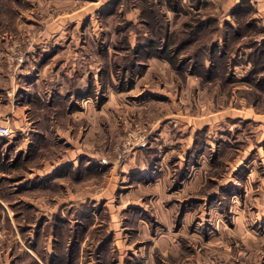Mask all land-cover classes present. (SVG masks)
I'll return each mask as SVG.
<instances>
[{
  "label": "rangeland",
  "instance_id": "1",
  "mask_svg": "<svg viewBox=\"0 0 264 264\" xmlns=\"http://www.w3.org/2000/svg\"><path fill=\"white\" fill-rule=\"evenodd\" d=\"M10 2L0 264H264V0Z\"/></svg>",
  "mask_w": 264,
  "mask_h": 264
},
{
  "label": "crops",
  "instance_id": "2",
  "mask_svg": "<svg viewBox=\"0 0 264 264\" xmlns=\"http://www.w3.org/2000/svg\"><path fill=\"white\" fill-rule=\"evenodd\" d=\"M5 1L6 0H0V6ZM3 15H4V13L2 15H0V22L5 23V17ZM4 37H5L4 34L0 32V49L3 47L2 44H4V41H5ZM2 66H3V63H2L1 58H0V90H1V92H0V102H1L0 105L4 106V107L6 105H8V107H10L11 110H9L7 112V114L8 113L12 114L11 118H7V120L4 119L2 123L8 125L10 127V129L12 130V132L21 131L24 134H27L26 137H24V145L23 146H29V144L31 142L29 136L31 135V132H33V130H32L33 126L29 125V124H31V122L28 121V118H27V115H26V113H29V111L22 104H20V103L19 104H15L14 103L15 101L12 100V98H11L13 96H10V98L7 96L8 93H10V92H12V95L16 93V86L9 85V81L7 80V77H6L7 74L5 73V70L3 71L4 68ZM18 87H19V85H18ZM85 87H88L87 84H85ZM86 89H88V88H86ZM21 94L22 93H20V95ZM5 95H6V97H5ZM17 99H19L18 101L20 102V99H22V96L18 95ZM84 102L85 103L88 102V99H85ZM9 105H11V106H9ZM82 107H83V105H82ZM13 111H16L15 114L13 113ZM39 131H41V130H39ZM72 150L74 151V149H72ZM71 159H73V158H71ZM76 161L77 160H75V162ZM66 163H67L66 160H62V161L57 162L56 164L54 163L55 164L54 166L55 167H57V166L61 167V166L65 165ZM55 179H57V178L54 177V180ZM44 195L46 196V193ZM47 196H49V194ZM214 209L215 208H213V210L211 211L212 215L215 214V210ZM144 227H145V225H144ZM145 230H146V227H145Z\"/></svg>",
  "mask_w": 264,
  "mask_h": 264
},
{
  "label": "trees",
  "instance_id": "3",
  "mask_svg": "<svg viewBox=\"0 0 264 264\" xmlns=\"http://www.w3.org/2000/svg\"><path fill=\"white\" fill-rule=\"evenodd\" d=\"M11 2H12V1H11ZM11 2H10V0H6L5 2L2 3V5L0 6V15H2V14L5 13V12H8V11H7V10H8V5H9V3H11ZM138 44H140V43H138ZM146 45L149 46L151 49H152L153 47L157 48V46L159 47V42H158V45H157L156 41H155V42L153 41L151 45H148V44H146ZM165 52H166V51H165ZM169 52H170V51H169ZM157 54H158V55H161L162 52L157 51ZM166 57L170 58L169 54H167ZM121 89L125 90L124 87H121ZM1 140L3 141V139L0 138V142H1ZM0 147H1V146H0ZM0 160H2V159L0 158ZM19 161H20V160H17V161L15 162L16 166H15V165H12V166H11V169H12V168H16L17 165H19ZM0 165H3V164L1 163V161H0ZM20 167H21V164H20Z\"/></svg>",
  "mask_w": 264,
  "mask_h": 264
},
{
  "label": "built area",
  "instance_id": "4",
  "mask_svg": "<svg viewBox=\"0 0 264 264\" xmlns=\"http://www.w3.org/2000/svg\"><path fill=\"white\" fill-rule=\"evenodd\" d=\"M3 122V118L0 116V136L1 137H5V138H9L12 135V130L10 129V127Z\"/></svg>",
  "mask_w": 264,
  "mask_h": 264
}]
</instances>
